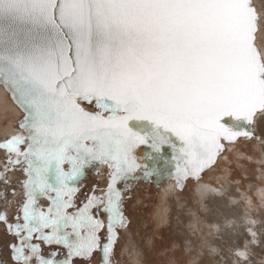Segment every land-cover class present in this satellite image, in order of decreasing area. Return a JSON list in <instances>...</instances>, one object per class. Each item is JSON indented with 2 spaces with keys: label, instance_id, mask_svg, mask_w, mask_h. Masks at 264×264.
<instances>
[{
  "label": "snow or ice",
  "instance_id": "snow-or-ice-1",
  "mask_svg": "<svg viewBox=\"0 0 264 264\" xmlns=\"http://www.w3.org/2000/svg\"><path fill=\"white\" fill-rule=\"evenodd\" d=\"M0 85L23 112L20 131L0 142V180L25 176L22 191L12 190L21 199L6 200L16 214L0 210L16 237L10 260L77 264L100 253V264H113L135 182L174 175L175 187L194 179L201 201L231 198L227 177L213 186L203 174L241 137L264 144L251 127L264 112V8L253 0H0ZM256 163L264 165V152ZM105 166L106 185L78 204L86 171ZM256 194L264 206V188ZM241 199L251 240L231 250L232 264H245L259 239L256 205L247 193ZM204 248L210 260L219 256Z\"/></svg>",
  "mask_w": 264,
  "mask_h": 264
},
{
  "label": "rangeland",
  "instance_id": "rangeland-1",
  "mask_svg": "<svg viewBox=\"0 0 264 264\" xmlns=\"http://www.w3.org/2000/svg\"><path fill=\"white\" fill-rule=\"evenodd\" d=\"M85 106L88 107L87 104ZM244 148L246 147L244 146ZM0 157L5 163L7 153L4 149H0ZM249 161L240 167L233 159L232 162L234 163L230 169H233V172H238L245 167L248 175L252 176L258 167L255 165V161ZM19 168L20 166H17V169ZM0 169L2 170L3 167L1 166ZM107 170L106 166L102 167L100 175L95 169L86 171L85 177L79 182L78 204L84 201L85 194L91 192L94 184H98L100 188L106 185ZM14 172L17 173V176L10 179L9 183H0V192L3 193V196H0V210H5L10 219L16 214V207L15 203L11 206L7 205L6 200L18 202L21 199L19 195L13 197L12 190L15 188L17 192H21L19 182L25 178L22 170ZM18 172L23 173V176L19 175ZM193 182L194 179L185 180L180 195L170 191L167 202L169 212L165 214L166 218L162 217L160 224L155 221L154 215L159 203V191L162 187L157 185L158 187L153 188L149 181L145 182L142 179L134 183V186L125 196L124 213L128 219V225L126 228L118 230L120 235L112 257L113 264H191L193 258L201 251L204 252V255L200 256L199 264L214 263V260L209 259L207 249H202V245H204L202 236L197 231L193 232L190 226L193 211L195 212L194 208L197 207L196 201L192 199L194 197L192 194ZM174 187L172 186L170 190H173ZM263 209L264 206L257 204L253 214L255 216L263 214ZM198 211L200 219L205 222L208 216L201 209ZM102 234L106 235V233ZM0 235L3 238L4 246L10 251L8 245L14 242L16 237L7 232L6 226L2 222H0ZM230 242L228 241L226 245H230ZM244 245L243 242L241 247L243 248ZM4 246L1 247L5 251ZM231 247L234 248L233 245ZM227 249L228 247L225 250ZM44 251L47 253L49 248L44 246ZM100 260V253H96L91 259H78L77 264H100Z\"/></svg>",
  "mask_w": 264,
  "mask_h": 264
},
{
  "label": "bare ground",
  "instance_id": "bare-ground-1",
  "mask_svg": "<svg viewBox=\"0 0 264 264\" xmlns=\"http://www.w3.org/2000/svg\"><path fill=\"white\" fill-rule=\"evenodd\" d=\"M253 2L258 9L264 8V0H253ZM22 116L23 112L13 102L10 93L5 90L3 85H0V141H4L12 133L20 131L17 124H19ZM252 126L255 136H259L261 140H264V112L258 111L254 115ZM249 143L251 144L250 146L248 145ZM244 146L246 148H244ZM262 152H264V144H259L255 138L248 142V139L241 137L236 142L234 152L224 153L227 159L223 157L219 158L215 170L203 174L202 182L210 183L213 186H219L218 181L223 182L225 177H227L229 181L227 187L231 198L211 196L201 201L197 192V183L195 180L193 182L192 194L194 197L192 196V199L196 201L197 207L194 208L195 212L193 211V218L190 226L193 232L197 231L202 236L203 244L207 242L212 247L220 249L219 256L215 258L213 264H232L234 257L231 255V250L237 247L242 248L241 244L243 242L245 244L247 241L251 240L247 232L248 225L245 223V217L249 215L248 204L241 199V193H247V195L252 198L255 205L260 204L256 193L257 189L264 188V179L258 178L261 175L260 170H264V165L257 164L256 160L261 157ZM143 154V147L136 150L138 158L143 157ZM249 157L252 159H249ZM233 159L236 160L237 165L240 167L243 166L246 161H255V165L258 168L256 167L257 170L253 172L254 175L252 176L248 175L245 167L241 168V171L233 172V169H230L232 168V163H234L232 162ZM141 163H143V160H141ZM4 165L5 163L0 157V167L2 166L4 168ZM2 171L3 169H0V172ZM18 174L23 176V173L20 174L18 172ZM15 176H17L16 172H9L7 179L10 181V179ZM154 178L155 177L147 181L151 183L153 188H156L157 185L162 187L159 191V203L156 206L154 215L155 221L160 224L162 223V217L166 218L165 214L169 212L167 202L170 191L177 192V195H180L182 194V188L174 187L173 190H170L172 186L176 185V180L173 178L154 185ZM142 180L146 182V180ZM1 182H3V180H0V183ZM250 185L252 187H249ZM199 209L208 216L205 222L200 219ZM251 216L258 221L254 230L258 232L259 239L257 244L251 245V255L245 264H264V209L263 214L255 216L252 212ZM227 220L234 221L233 225L227 226ZM214 225L220 226V231H216L213 228ZM228 241H231L230 245H226ZM4 245L3 238L0 235V260L7 261V264H13L10 260V251ZM231 245H233L234 248H232ZM1 246H4L6 250L4 251ZM226 247H228L227 250H225ZM221 257H223V259H221Z\"/></svg>",
  "mask_w": 264,
  "mask_h": 264
},
{
  "label": "water",
  "instance_id": "water-1",
  "mask_svg": "<svg viewBox=\"0 0 264 264\" xmlns=\"http://www.w3.org/2000/svg\"><path fill=\"white\" fill-rule=\"evenodd\" d=\"M10 96H11V94H10ZM21 111H22V110H21ZM224 122L227 123L229 126H232V127L236 128V129H239V128L245 126V123H244V121H243V118H240L239 120H236V119H234V118H232V117H228V118L225 119ZM251 127H252V129H253V126H252V125H251ZM142 147H143V146H142ZM143 148H144V147H143ZM163 152H164V155L170 160V159H171V156H172V150H171L170 148H168L167 146H165V148L163 149ZM144 155H145V148H144V154H143V156H144ZM149 163H151V161H149ZM168 168H169V170H170L171 172L174 173V166L169 165ZM171 178H173L174 180H176L174 175H166V176H164V177H162V178H157V177H155L153 183H154V185H157V184H159L160 182H162V181H164V180H169V179H171Z\"/></svg>",
  "mask_w": 264,
  "mask_h": 264
},
{
  "label": "flooded vegetation",
  "instance_id": "flooded-vegetation-1",
  "mask_svg": "<svg viewBox=\"0 0 264 264\" xmlns=\"http://www.w3.org/2000/svg\"><path fill=\"white\" fill-rule=\"evenodd\" d=\"M65 167L67 168V165H65Z\"/></svg>",
  "mask_w": 264,
  "mask_h": 264
}]
</instances>
